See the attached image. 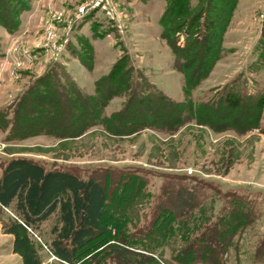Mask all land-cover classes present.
<instances>
[{
    "label": "rangeland",
    "instance_id": "obj_1",
    "mask_svg": "<svg viewBox=\"0 0 264 264\" xmlns=\"http://www.w3.org/2000/svg\"><path fill=\"white\" fill-rule=\"evenodd\" d=\"M66 1L70 5L65 12L51 9L42 20L40 43L34 47L48 57L43 72L34 69L36 54L31 61L14 62L8 85L0 92V109L15 105L21 91L65 52L75 23L98 9L91 8L96 0ZM110 1L117 20L108 19L99 9L98 20L102 18L99 21L106 28L112 26V65L127 53L133 69L168 97L184 100V77L173 66L171 47L163 38H154L159 25L155 22L154 28L143 27L142 13L129 11L122 0ZM190 2L195 5L197 0ZM237 19L242 20V28L229 31L227 37L235 34V39L227 38L224 45L228 24L221 57L193 90V99L211 96L233 80V92L264 96V0L249 4ZM76 44L81 46L78 41ZM15 45L21 52L29 47L23 40ZM110 62H98L95 75L90 72L93 68L80 62L87 70L76 72L84 93H94L95 82L108 73ZM62 64L68 70L64 61ZM124 101V95L114 97L105 106L104 115L120 110ZM7 134V130H0L1 162L25 157L83 178L94 177L106 186L113 208L108 221L111 231L97 248L85 250L79 257L86 259L92 254L94 264H124L116 253L103 249L107 242L117 241L118 230L124 229L128 251L138 254L141 264H264V110L258 126L243 132H215L186 122L172 134L152 127L120 136L106 132L101 125L74 138L40 133L9 139ZM179 185L194 186L198 200L213 206L210 219L191 238L217 228V236L224 235V240L216 239L211 247L201 240L203 237L185 244L176 231L179 218H173L166 193ZM160 205L164 209L159 210ZM231 210L234 214L230 216ZM41 254L46 257L44 251Z\"/></svg>",
    "mask_w": 264,
    "mask_h": 264
},
{
    "label": "trees",
    "instance_id": "obj_2",
    "mask_svg": "<svg viewBox=\"0 0 264 264\" xmlns=\"http://www.w3.org/2000/svg\"><path fill=\"white\" fill-rule=\"evenodd\" d=\"M165 1L159 19L160 37L171 47L173 66L184 77V100L168 97L133 69L127 53L95 82L92 94L80 89L62 63L52 62L21 91L13 107L0 109V130H7L8 138L16 139L40 133L74 138L95 125L120 136L152 127L172 134L186 122L215 132H243L257 127L264 96L233 92L234 80L211 96H191L221 57L222 38L237 0H197L195 5L190 0ZM31 2L0 0V28L16 32L20 14L30 9ZM77 41L81 46L70 44L69 50L92 69L91 43L82 35ZM121 95L125 97L121 109L104 115L105 106ZM166 193L173 218H179L176 231L186 245L199 237L208 247L216 239H225L224 235L217 236V228L191 238L207 223L213 210L212 205L198 200L194 186L179 185ZM162 208L160 205L159 210ZM112 211L106 186L94 177L83 178L25 157L0 161V222L13 236V251L23 264H41L42 251L56 263L94 264L92 254L86 259L79 255L93 251L104 241L111 231L108 221ZM228 214L233 215V210ZM123 234L124 229H119L118 240L107 242L103 249L116 253L124 264H141L138 254L128 251Z\"/></svg>",
    "mask_w": 264,
    "mask_h": 264
},
{
    "label": "crops",
    "instance_id": "obj_3",
    "mask_svg": "<svg viewBox=\"0 0 264 264\" xmlns=\"http://www.w3.org/2000/svg\"><path fill=\"white\" fill-rule=\"evenodd\" d=\"M122 1L126 3V6L128 7L127 9L129 11L131 10L135 12H140L144 15L145 19L141 21L143 23V27L147 26L154 28L156 27L155 22L159 25V30H156V36L154 37L155 39H159L161 33L159 19L165 8L166 1ZM256 1L257 0H237L232 19L224 36V45H226L227 43V38L233 39L232 36H234L235 39V34H233L232 36L230 35V37H227V35H229V31L233 32L242 28V20L239 21L237 19L238 14H242V11L247 9L249 4L254 5ZM258 3H261V0H258ZM68 5L70 4L67 1L65 2V0H32L30 9L21 13L20 24L16 32L8 33L4 28H0V92H3L2 89H4L6 85H8V81L11 77V66L17 60H19L20 62L31 61L35 59L36 54L37 61L36 65L34 66V69L38 73L43 72L44 63L46 62L48 57L42 56L40 53L36 52L34 46L39 45L40 43L42 30L41 25L42 20L44 19V14L46 13V11H49L51 9L62 10L65 12V10H67L66 7H68ZM100 13L101 12L98 10H92L89 13L85 14L83 17H81L78 20L79 23H75L72 30L70 31L72 34L71 38H69L67 49L65 50V52H62L59 59L54 61L60 63H63L64 61V64L69 67V73L71 74V76L76 81L79 87L80 80L78 79L76 72H79V74H83V69L85 71L87 70L79 62V59L73 54H71L72 52L69 50L70 44H74L75 46H77L76 40L78 36L82 35L87 38L93 47L94 65L93 69L90 71L91 73H93L92 75H95L96 70L99 69V63L111 60L110 64L112 65L115 58L114 45L110 42L111 38L109 34L111 32L112 26L106 28L104 26V23L102 21H99L102 18L98 20ZM155 29H158V27ZM21 40L25 41V45L29 46L25 52H21L20 49H16L15 44L19 43ZM49 53H51V51H49ZM31 72L32 70H29V73ZM105 72H108V70ZM2 229L3 227L0 223V264H23L21 257L13 251V236L9 233H6L5 230L2 231ZM1 237H6V240H2ZM52 259V256L44 257L41 264H61L53 262Z\"/></svg>",
    "mask_w": 264,
    "mask_h": 264
},
{
    "label": "built area",
    "instance_id": "obj_4",
    "mask_svg": "<svg viewBox=\"0 0 264 264\" xmlns=\"http://www.w3.org/2000/svg\"><path fill=\"white\" fill-rule=\"evenodd\" d=\"M91 8H93V9L98 8L100 11H102L104 13V15L108 19H110V20L116 19L117 20V17H115V10H114L113 5H112L110 0H96V2L93 3ZM64 42H65V40H64Z\"/></svg>",
    "mask_w": 264,
    "mask_h": 264
}]
</instances>
